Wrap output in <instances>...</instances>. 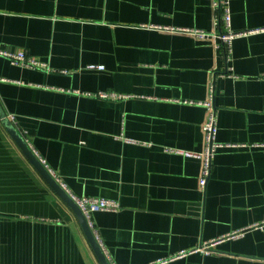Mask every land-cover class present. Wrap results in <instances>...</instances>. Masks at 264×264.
Listing matches in <instances>:
<instances>
[{"label":"crops","instance_id":"1","mask_svg":"<svg viewBox=\"0 0 264 264\" xmlns=\"http://www.w3.org/2000/svg\"><path fill=\"white\" fill-rule=\"evenodd\" d=\"M228 1L232 30L264 29V0ZM218 15L214 0H0V49L49 68L0 54L2 107L69 194L119 202L93 214L111 264H264L260 229L195 250L264 220V32L228 61L219 38L169 29L218 34ZM211 97L224 145L203 190L202 160L167 150H205ZM0 264H101L1 121Z\"/></svg>","mask_w":264,"mask_h":264},{"label":"built area","instance_id":"2","mask_svg":"<svg viewBox=\"0 0 264 264\" xmlns=\"http://www.w3.org/2000/svg\"><path fill=\"white\" fill-rule=\"evenodd\" d=\"M214 7L219 14L215 21V27L216 28L218 27L221 29L218 34L216 31L212 33H208L204 30L191 29V28H169V29L188 32L200 38H206L211 35H213V37L219 38L221 41L220 45L225 48L226 56L229 61L230 60L229 56L232 52V44H233L234 39L240 36L247 35L249 33L260 32V31L264 32V29H261L260 31L256 30V31H247V32H235L231 28V10L229 6V1L228 0H214ZM0 54L9 58L13 63H16V64H22L30 68H41V69L46 68L49 70V68H47V65L45 63L40 62L39 60H36L32 57H29L22 51L14 53V52L0 49ZM89 68L103 70L104 66L91 64ZM212 90H213V87H211V91ZM96 95L101 98H113V99H123L126 97L125 95L114 94V93L105 92V91H101ZM200 104L206 106L209 111L208 120L203 127L204 132H205V137H206L205 150L203 152L198 153V152L187 151V150H173L169 148L167 151H170V152L175 151L186 157L199 158L200 160H202L203 167H202V174L200 177V185H201V188L205 190L208 180L211 176L213 158H214L215 152L218 148L223 147L224 144H221L217 142L216 140V136L218 132L217 113L214 108V102H213L212 97L209 100L202 102ZM8 118L10 119L11 122L15 120V117L11 115L8 116ZM41 162L45 163V160H42ZM44 166L46 167L48 171L51 172V175L60 183V185L63 188H65L64 184L54 174V172L47 166V164H44ZM71 197L77 203L79 208L82 210L88 222V225L92 229L95 237H96V228H95V224L93 220V214L98 211H118L119 209H121V205L119 204L118 201H115V200L97 198V197H89V196L76 197L74 195H71ZM251 229L264 230V220L262 222L252 224L251 226L247 228H243L241 230H237L232 233H229L220 238L211 240L209 242H204V244H202L199 248L195 250H200L204 253L210 254L211 252L214 251L217 244L221 242L222 240L235 239V238L241 237L248 230H251ZM186 253L187 252L182 251L180 252L179 255L171 256L165 259H160L158 263L168 262L175 258L184 256L186 255Z\"/></svg>","mask_w":264,"mask_h":264},{"label":"water","instance_id":"3","mask_svg":"<svg viewBox=\"0 0 264 264\" xmlns=\"http://www.w3.org/2000/svg\"><path fill=\"white\" fill-rule=\"evenodd\" d=\"M0 121L5 126L13 140L21 148L23 153L27 156L32 165L38 170L42 175L44 180L49 184V186L54 190V192L69 206L77 217L83 232L94 250L98 260L101 264H111L107 259L104 251L102 250L100 244L98 243L92 229L89 227L88 222L79 208L77 203L72 199L71 195L60 185V183L51 175V173L46 169V167L40 162L38 157L34 154L33 150L29 147L23 135L15 128L13 123L8 118L6 112L4 111L2 104L0 102Z\"/></svg>","mask_w":264,"mask_h":264}]
</instances>
